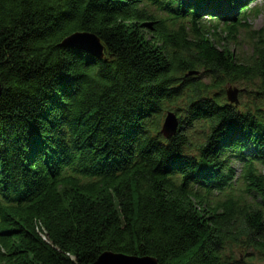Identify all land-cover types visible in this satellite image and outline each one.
<instances>
[{
	"label": "trees",
	"instance_id": "16d2710c",
	"mask_svg": "<svg viewBox=\"0 0 264 264\" xmlns=\"http://www.w3.org/2000/svg\"><path fill=\"white\" fill-rule=\"evenodd\" d=\"M247 1L0 0V264H264V113L223 91L264 99V28L248 23L264 7ZM242 30L244 60L208 36ZM78 34L104 57L63 46Z\"/></svg>",
	"mask_w": 264,
	"mask_h": 264
},
{
	"label": "rangeland",
	"instance_id": "374dc122",
	"mask_svg": "<svg viewBox=\"0 0 264 264\" xmlns=\"http://www.w3.org/2000/svg\"><path fill=\"white\" fill-rule=\"evenodd\" d=\"M262 0L259 2V4L261 5ZM248 23L251 25L252 29L255 31H260L264 28V14H261L260 16H256V17H252L249 19ZM206 25H210L211 23H208ZM212 27V26H211ZM219 29H224V27H218ZM213 34L210 33V39H215L217 41V45H219L221 48L223 47H229L231 49V51L237 55L240 59L244 60L246 58H248L251 54L252 51L250 50V34H248L246 31L242 30L238 35L239 37L235 40V41H230L231 44H228L227 39H226V34L222 33V32H218L216 35L212 36ZM202 73V74H201ZM200 74H193L192 76L194 77H198L200 75L204 76V74L206 72H201ZM205 84H209V80H204ZM228 85V84H227ZM230 87H234V88H238L237 90L240 91L239 93V100H240V105L243 109L244 107H250L252 110H257L256 107H258L259 109H261L262 114L264 113V99H260L257 100L254 96H255V89H257L255 86L251 85L250 87H243L240 84H229L228 86L223 87V91H225V95L227 94V90L228 89H233L234 88H230ZM222 90H217L216 93H220V95ZM212 95H215V93H212ZM223 95V94H222ZM227 99V95L225 97ZM257 105V106H256ZM183 107V106H182ZM164 122V121H163ZM198 127V128H197ZM163 128V125H162ZM196 130L191 129L192 132V137L194 139H201L204 138L205 134L208 133V129L205 128V126L202 125H196ZM196 132V133H195ZM189 133V132H187ZM244 250H236L235 254L237 256V258H241L242 261H249V258L245 256V253L243 252ZM251 264H258L257 262H253Z\"/></svg>",
	"mask_w": 264,
	"mask_h": 264
},
{
	"label": "water",
	"instance_id": "95a60500",
	"mask_svg": "<svg viewBox=\"0 0 264 264\" xmlns=\"http://www.w3.org/2000/svg\"><path fill=\"white\" fill-rule=\"evenodd\" d=\"M64 47H70L75 49L84 50L99 59L104 57V47L102 46L100 40L94 35H74L67 39L63 43ZM2 94V84L0 82V96ZM239 90L230 89L228 91V101L232 104H239ZM179 126V121L177 116L173 113H169L163 127V134L166 138H171L177 134ZM93 264H158V261L154 258H139L130 257L115 253H105L103 254L95 263Z\"/></svg>",
	"mask_w": 264,
	"mask_h": 264
}]
</instances>
